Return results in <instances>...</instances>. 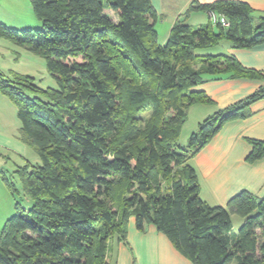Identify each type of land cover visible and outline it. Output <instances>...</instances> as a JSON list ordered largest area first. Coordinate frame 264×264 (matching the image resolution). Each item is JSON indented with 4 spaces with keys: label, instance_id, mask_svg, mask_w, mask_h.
I'll list each match as a JSON object with an SVG mask.
<instances>
[{
    "label": "trees",
    "instance_id": "1",
    "mask_svg": "<svg viewBox=\"0 0 264 264\" xmlns=\"http://www.w3.org/2000/svg\"><path fill=\"white\" fill-rule=\"evenodd\" d=\"M30 3L43 27L0 21V36L42 56L58 87L0 69V91L18 107L19 139L41 160L15 171L33 204L16 201L0 233V264H110L109 241L128 243L132 217L141 231L154 224L193 264H264V195L242 190L211 205L192 161L225 123L248 116L264 84L179 143L189 109L214 103L197 86L264 79L234 54L209 51L224 39L232 48L264 44V14L242 0L194 2L188 10L217 12L229 25L177 20L161 43L151 0ZM248 141L247 159L262 157L264 141ZM233 214L243 218L237 230Z\"/></svg>",
    "mask_w": 264,
    "mask_h": 264
},
{
    "label": "crops",
    "instance_id": "2",
    "mask_svg": "<svg viewBox=\"0 0 264 264\" xmlns=\"http://www.w3.org/2000/svg\"><path fill=\"white\" fill-rule=\"evenodd\" d=\"M213 1L151 0L159 13L156 27L159 33L161 30L164 32L163 41L168 39L177 20H184L193 26L207 23L212 12L188 9L194 2ZM242 1L256 10L257 16L264 14V0ZM10 6L14 4L0 0V21L14 25L9 18L11 16L8 12H14ZM222 51L234 54L243 65L264 73V44L253 48H232L226 41ZM263 84L264 79L226 77L208 80L196 88L205 90L214 101L208 103L214 106L208 117L218 108H225L247 97ZM248 112L246 117L225 123L192 160L198 171L201 196L211 205H226L232 196L242 190L264 195V155L253 161L247 159L252 150L248 139L264 141V98L252 103ZM17 127L12 119L10 100L0 91V170L7 168L15 156L20 157L18 159L26 157V144L16 138ZM117 247L119 253L115 261H109L110 264H193L154 224L147 225L145 230H138L134 217L129 223L128 243L119 241Z\"/></svg>",
    "mask_w": 264,
    "mask_h": 264
},
{
    "label": "rangeland",
    "instance_id": "3",
    "mask_svg": "<svg viewBox=\"0 0 264 264\" xmlns=\"http://www.w3.org/2000/svg\"><path fill=\"white\" fill-rule=\"evenodd\" d=\"M7 4H14V6H10L14 12H11L12 14L8 12L11 16L9 18L13 20L11 23L14 24V27L20 29L27 27H43V23L36 17L31 7L30 0H7ZM107 12L113 19L117 20V16L112 11L108 10ZM256 22L257 20H255L254 23ZM159 34V41L161 43H166V40L165 42L163 41L164 32L161 30ZM226 41L225 39L222 40L219 45L211 47L209 51L213 53L221 52ZM0 69L5 72L14 70L22 74L34 76L36 82L42 87H58V80L51 74L47 67L46 60L42 56L2 36H0ZM9 100L12 106V119H14L16 125H18L16 138L19 139L20 121L18 117V107L11 99ZM213 107L214 106L210 104L208 105V103H202L193 105L189 109V117L182 129L179 140L181 145H187L191 134L199 131V122L207 117ZM26 148L27 154L25 158L18 159L20 157L15 156L13 160L9 162L8 167L3 169L7 180H5L0 173V233L6 220L16 212V201H20L21 204L27 208L33 204V200L24 193L20 178L15 172L18 167L26 163L36 164L41 162L34 147L26 144ZM232 217L234 227L237 230L243 223V218L236 214H233ZM118 242L119 240L116 237L111 238L109 241L108 255L111 263L115 261L116 255L119 253L117 247Z\"/></svg>",
    "mask_w": 264,
    "mask_h": 264
},
{
    "label": "built area",
    "instance_id": "4",
    "mask_svg": "<svg viewBox=\"0 0 264 264\" xmlns=\"http://www.w3.org/2000/svg\"><path fill=\"white\" fill-rule=\"evenodd\" d=\"M210 18L214 23L221 22L224 25H229V21L224 15H218L215 12H212Z\"/></svg>",
    "mask_w": 264,
    "mask_h": 264
}]
</instances>
